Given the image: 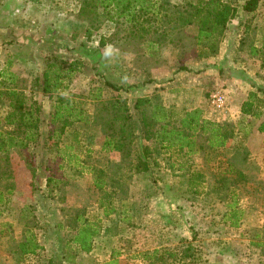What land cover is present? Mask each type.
Masks as SVG:
<instances>
[{
    "label": "rangeland",
    "instance_id": "1",
    "mask_svg": "<svg viewBox=\"0 0 264 264\" xmlns=\"http://www.w3.org/2000/svg\"><path fill=\"white\" fill-rule=\"evenodd\" d=\"M246 4L240 23L227 30L219 55L200 60L194 27L174 36L173 43L146 51L142 41L126 38L125 28L111 23L87 40L89 24L78 11V0H0V72L10 61L19 86L43 107L38 144L0 154V190L11 187L9 203L0 205V264H264V134L257 131L256 118L241 113L250 93L264 98V69L249 56V45L264 38V0L252 13L244 11ZM102 38L106 42L100 48ZM107 45L114 54L105 59ZM51 59L83 61L81 72L64 81L61 93L83 103L89 119L52 140L56 97L31 89ZM208 68L212 71L205 75ZM207 77L210 86L204 88ZM217 92L225 95L223 108L212 103ZM118 98L131 108L137 140L126 146L127 152L105 154L102 146ZM138 98L152 101L141 113L133 108ZM161 106L178 114L171 126L179 128L187 111L199 109L201 118L234 127L236 136L228 149L217 151L197 135L202 149L170 158L152 138L144 139V133L161 129L163 122L152 124L161 117L155 110ZM259 106L264 116V102ZM241 124L251 128L242 130ZM144 143L156 148L158 166L125 178L117 194L112 187L95 188L94 170L108 167L110 176L119 171L128 177L135 149ZM101 200L112 202L116 212L106 217ZM234 212L236 226L230 220ZM79 215L100 227L91 253L78 252L72 244ZM30 233L41 249L20 256L17 246ZM187 249L192 256H184ZM156 250L176 256L166 254L157 262L151 258Z\"/></svg>",
    "mask_w": 264,
    "mask_h": 264
},
{
    "label": "trees",
    "instance_id": "2",
    "mask_svg": "<svg viewBox=\"0 0 264 264\" xmlns=\"http://www.w3.org/2000/svg\"><path fill=\"white\" fill-rule=\"evenodd\" d=\"M260 1L249 0L244 11L254 12ZM77 7L79 13L85 16V22L89 24L85 33L87 40L92 38L95 30H98L102 24L111 23L123 26L127 32L126 38L142 41L146 45V51L157 50L165 42L173 43L174 36H179L187 28L194 27L197 31L194 45L197 48V58L200 60L219 55L228 27L237 15V8L223 0H182L179 4H174L170 0H78ZM105 42V38L100 40V48L105 46ZM249 56L257 58L261 62V68L264 69V38L258 45H249ZM10 64L9 61L6 68L0 72V113L4 106L7 107V113L4 116L0 114L1 155H6L13 150H29L38 144L41 137L42 104L35 94L29 96L26 93L27 90L19 86L18 76L9 69ZM83 67L84 63L80 59L61 62V64L51 59L45 65L41 75L35 77L33 81L31 89L41 92L44 97L51 99L56 97L52 102L50 127L53 128L49 135L50 140L55 136L61 137L68 128L77 123L89 122L83 103L62 96L61 93L65 90L64 81L80 73ZM181 70L186 69L182 67ZM106 84L112 87L110 83ZM261 98L255 93H250L248 99L242 104L241 113L244 116L256 118L259 121L257 131L264 134V116L258 112L261 109L259 104L264 102V98ZM151 103L149 98H138L133 108L141 113L142 108ZM112 109L110 132L102 146V152L105 154L127 152L126 146L135 144L137 140L134 125L130 122L131 108L127 100L116 99ZM155 110L161 117L155 118L152 124L155 123L153 125L155 126L163 122L161 129L144 133L146 134L144 139L152 138L170 158L178 157L186 150L187 154H191L202 149L201 146H197L195 140L197 135L206 138L209 149L217 151L228 149L230 141L236 136L234 127L201 118L202 111L199 109L187 111L180 119L179 128L171 126L172 120L178 117L174 110L165 109L163 106L156 107ZM240 127L242 130L251 128L250 125L243 124ZM248 134L249 131L244 133V135ZM155 149L147 143H144L140 151L135 149V163L130 165L131 173L128 177H125V174L123 176L119 171L110 176L108 167L94 170L95 188L101 191L112 187V192L117 194V191L123 187L125 178L131 179L132 175L148 173L153 167L158 166L157 158L154 156ZM48 181L52 182L51 179ZM196 182L193 184L198 186ZM3 191L10 194L11 187L5 185ZM3 191H0V205L5 206ZM113 193L107 194L106 198L110 199ZM100 205L105 209L106 217L116 212V207L110 201L105 203L101 200ZM230 220H234V226L237 225L236 212L231 215ZM76 224V234L72 238V244L78 252L91 253L94 239L100 234V227L97 223L84 220L82 215L76 218ZM40 249L41 246L30 233L25 236L23 242L18 244L16 251L20 256H28L36 254ZM166 254L168 253L160 254L156 250L152 252L151 258L157 257L156 261L161 262ZM168 256L175 257L176 254L170 253ZM184 256H192L189 249L184 252Z\"/></svg>",
    "mask_w": 264,
    "mask_h": 264
},
{
    "label": "crops",
    "instance_id": "3",
    "mask_svg": "<svg viewBox=\"0 0 264 264\" xmlns=\"http://www.w3.org/2000/svg\"><path fill=\"white\" fill-rule=\"evenodd\" d=\"M224 1L227 2V3H230L231 5H233L234 7L237 8V15H236L235 19L233 20V22L228 27V31H230L231 28L234 27L236 23L237 24L240 23L239 17H242V15H243V5L242 4H246L244 2H247V1H243V0H224ZM236 20H238V21H236ZM229 37H230V35H229ZM207 70H208V72H206L205 75H207V73H209L210 71H212L211 68H208ZM207 79H208V77L203 79L204 81L202 82V86L204 88H207L206 87L208 85V80ZM261 84H262V86H264V80H262ZM208 86H210V85H208ZM204 116L207 117L206 116V113H204ZM0 191H3V190H0ZM2 193H3V200H4V202L6 201L7 203H9V201H8L9 193L6 192V191H3Z\"/></svg>",
    "mask_w": 264,
    "mask_h": 264
},
{
    "label": "built area",
    "instance_id": "4",
    "mask_svg": "<svg viewBox=\"0 0 264 264\" xmlns=\"http://www.w3.org/2000/svg\"><path fill=\"white\" fill-rule=\"evenodd\" d=\"M212 103L217 108H223L226 103V98L223 92H217L212 96Z\"/></svg>",
    "mask_w": 264,
    "mask_h": 264
},
{
    "label": "clouds",
    "instance_id": "5",
    "mask_svg": "<svg viewBox=\"0 0 264 264\" xmlns=\"http://www.w3.org/2000/svg\"><path fill=\"white\" fill-rule=\"evenodd\" d=\"M114 54V49L112 45H107L104 52H103V56L105 59L110 58L112 55ZM124 79H127L126 77Z\"/></svg>",
    "mask_w": 264,
    "mask_h": 264
}]
</instances>
